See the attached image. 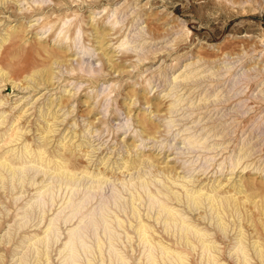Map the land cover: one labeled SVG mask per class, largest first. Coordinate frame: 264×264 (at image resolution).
<instances>
[{
  "label": "rangeland",
  "instance_id": "374dc122",
  "mask_svg": "<svg viewBox=\"0 0 264 264\" xmlns=\"http://www.w3.org/2000/svg\"><path fill=\"white\" fill-rule=\"evenodd\" d=\"M0 264H264V0H0Z\"/></svg>",
  "mask_w": 264,
  "mask_h": 264
},
{
  "label": "bare ground",
  "instance_id": "6f19581e",
  "mask_svg": "<svg viewBox=\"0 0 264 264\" xmlns=\"http://www.w3.org/2000/svg\"><path fill=\"white\" fill-rule=\"evenodd\" d=\"M3 40H4V39H3ZM35 85H36V84H35ZM142 231H143V232H146V228H143V227H142Z\"/></svg>",
  "mask_w": 264,
  "mask_h": 264
}]
</instances>
